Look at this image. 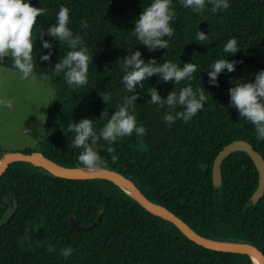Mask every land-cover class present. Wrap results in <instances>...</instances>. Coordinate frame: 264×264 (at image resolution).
Returning a JSON list of instances; mask_svg holds the SVG:
<instances>
[{
    "label": "trees",
    "instance_id": "trees-1",
    "mask_svg": "<svg viewBox=\"0 0 264 264\" xmlns=\"http://www.w3.org/2000/svg\"><path fill=\"white\" fill-rule=\"evenodd\" d=\"M45 9L37 17L33 30L34 75L53 89V99L46 112L41 135H33L35 149L44 157L66 167H83L78 162L81 151L72 145L75 133L68 124L84 118L93 120L99 133L107 119L102 111L114 114L124 96L139 95L134 115L137 126L146 134L135 132L112 144L115 152L105 149L101 140L97 151L105 167L129 178L150 201L166 207L197 234L209 239L247 242L264 255V191L256 202L246 205L257 185V172L243 151L228 154L221 162V182L214 187L211 165L217 152L233 140L247 142L264 159V141L256 139L254 126L229 106V88L236 80L254 82L255 74L264 70V0H228L229 7L218 13L209 11L207 3L201 13L184 8L172 0L176 14L173 35L164 37L168 48L149 51L132 35L134 21L152 0H26ZM69 9V29L80 35L91 57L88 83L79 88L69 86L63 73L52 69L68 51L66 44L47 35L56 23L60 6ZM88 28H81V21ZM53 47L49 61L37 38ZM197 31L208 36L206 44L195 39ZM237 40L238 52L224 53L228 40ZM139 50L147 63L170 61L179 67L196 65L191 80L165 83L159 74L143 81L129 93L123 88V58ZM218 59L235 60L234 72L224 70L219 87L209 84L208 71ZM242 61V63L240 62ZM0 66L13 67L11 56ZM19 72V71H18ZM191 86L204 88V107L187 123L177 119L169 125L161 109L148 103L149 89L157 88L162 98L170 91L178 93ZM109 93L106 105L100 94ZM177 111L182 110L179 106ZM100 145H103L101 147ZM4 151L0 148V154ZM118 156L113 163L111 156ZM7 213L0 226V264H252L245 254L206 249L183 236L170 222L150 214L119 187L104 179H65L55 177L38 166L22 161L7 165L0 176V216ZM73 217L87 231L73 229ZM71 247L64 258L62 248ZM52 248L54 251L49 252Z\"/></svg>",
    "mask_w": 264,
    "mask_h": 264
},
{
    "label": "clouds",
    "instance_id": "clouds-1",
    "mask_svg": "<svg viewBox=\"0 0 264 264\" xmlns=\"http://www.w3.org/2000/svg\"><path fill=\"white\" fill-rule=\"evenodd\" d=\"M184 8L191 9L195 13H201L205 9L206 0H180ZM211 4L209 11L218 13L229 7L228 0H207ZM172 0H152L147 8L143 9L141 15L134 21L135 28L131 31L132 35L147 47L149 51L157 48L167 49L168 41L164 37L173 35V27L176 14L171 7ZM45 9L34 7L26 0H0V62L5 57L11 56L13 67L21 74L20 79H36L34 75L33 62V30L37 24V17L45 15ZM81 28H88L86 21H81ZM69 9L63 5L60 6L56 14V23L47 29V35L56 38L61 44H66L70 51L59 62L55 64L52 71L59 75L63 73L64 79L69 86L77 88L88 83L87 73L91 57L88 54V48L83 46V40L80 35H74L68 27ZM45 33L42 31L37 38L42 41L43 49L48 52L40 56L41 61H49L52 56L53 45L44 40ZM195 39L200 44H206L208 36L203 31H197ZM224 53H237V40L232 38L227 41L223 48ZM123 58L122 84L123 88L132 93L137 86L143 88V81L159 74V79L165 83L175 82L176 84L187 79L193 78V73L197 71L196 65L189 62L181 68L176 64L165 61L157 64L155 59L147 63L141 58L142 53L139 50L132 52ZM242 63V61H240ZM235 60L218 59L208 71L209 84L219 87L218 77L227 70L234 72L236 69ZM230 102L229 106L234 108L240 117L250 122L257 133L256 139L264 141V70L255 74L254 82H241L236 80L233 87L229 88ZM103 102L107 105L111 100V95L107 92L100 94ZM151 99L148 103L157 105L163 109L167 107L171 111L164 113V120L167 124L175 123L177 119L189 122L203 107L207 100L205 89L197 88L195 91L189 85L182 88L178 93L170 91L166 98H162L157 88L149 89ZM139 95L124 96L122 102L118 105L114 114L109 116L106 110L100 114V119H107V122L99 133L94 130L93 120L84 118L78 123L68 124V131L75 133L72 145L81 151L78 154V162L88 171H100L105 167V161L97 151V146L101 140L107 142L106 151L111 154L115 152L112 144L118 139L131 136L134 132L141 138L146 134V128L143 125L137 126L135 108ZM0 106L12 108L10 100H0ZM182 110L177 111V107ZM103 147V145H100ZM113 163L118 160V156L112 155ZM49 252L54 249L49 248ZM71 247L62 248L60 255L67 258L72 255Z\"/></svg>",
    "mask_w": 264,
    "mask_h": 264
},
{
    "label": "water",
    "instance_id": "water-1",
    "mask_svg": "<svg viewBox=\"0 0 264 264\" xmlns=\"http://www.w3.org/2000/svg\"><path fill=\"white\" fill-rule=\"evenodd\" d=\"M243 151L245 152L251 161L253 162L257 172V185L253 191L252 197L246 202V205L253 204L261 197L264 191V159L257 153L251 145L243 140H233L225 144L215 155L211 165V180L214 187H217L221 182L220 165L222 160L231 152ZM22 161L29 163L33 166H38L48 172L49 174L65 179H104L107 180L123 192L130 196L137 204H139L144 210L152 215L158 216L168 222H170L183 236L197 245H200L206 249L245 254L249 257L253 264V260L257 264H264V255L254 245L247 242H232L209 239L207 237L197 234L192 228H190L183 220L168 210L166 207L154 203L147 199L138 187L129 178L120 174L119 172L103 169L100 171H88L84 167H66L62 166L46 157L37 151H31L25 153L22 151H9L0 154V176L8 164ZM7 218V213H3L0 216V226H2ZM95 219L92 224L81 225L73 217H69L70 226L79 231H87L95 226L98 222Z\"/></svg>",
    "mask_w": 264,
    "mask_h": 264
},
{
    "label": "rangeland",
    "instance_id": "rangeland-1",
    "mask_svg": "<svg viewBox=\"0 0 264 264\" xmlns=\"http://www.w3.org/2000/svg\"><path fill=\"white\" fill-rule=\"evenodd\" d=\"M18 71L0 66V100H10L12 108L0 106V148L5 152L35 149L33 135H41L53 89L41 78L20 79Z\"/></svg>",
    "mask_w": 264,
    "mask_h": 264
},
{
    "label": "bare ground",
    "instance_id": "bare-ground-1",
    "mask_svg": "<svg viewBox=\"0 0 264 264\" xmlns=\"http://www.w3.org/2000/svg\"><path fill=\"white\" fill-rule=\"evenodd\" d=\"M253 264H257L255 260H253Z\"/></svg>",
    "mask_w": 264,
    "mask_h": 264
}]
</instances>
